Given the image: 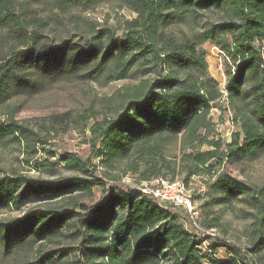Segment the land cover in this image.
Returning <instances> with one entry per match:
<instances>
[{"label":"trees","instance_id":"16d2710c","mask_svg":"<svg viewBox=\"0 0 264 264\" xmlns=\"http://www.w3.org/2000/svg\"><path fill=\"white\" fill-rule=\"evenodd\" d=\"M101 1L106 0H66V6L87 8ZM122 1L135 17L125 22L121 39L108 37L103 44L109 31H93V37L83 45L65 41L61 48H14L9 58L0 57V105L16 92L33 88L36 79L31 75L35 74L50 75L68 69L77 75L81 66L93 65L89 74L93 80L110 59L116 61L118 79L127 78L128 71L138 64L165 71L159 79L140 80L127 94L121 112L89 128L93 137L89 159L83 161L72 153L59 155L60 164L80 176L56 181L0 179V212L17 209L31 198L61 203L0 222V243L10 246L28 238L42 243L71 238L79 242V247L67 249L77 257L75 264H264V185L257 188L220 173L207 186L206 208L242 204L253 211L244 249L220 237L201 239L193 227L189 228L190 222L181 209L159 207L152 197L139 191L112 189L98 205L81 204V197L92 196L94 189L106 185L101 178L82 176L91 172L87 166L92 160L97 159L102 169L111 171L136 156L137 162L129 167L133 173L143 169L140 179L145 182L175 168L164 160L160 144L152 145L163 138L183 136L187 145L210 147L206 153L196 151L183 156L185 167L180 173L187 178L212 175L213 167L208 166L211 161L238 164L264 153V0ZM62 2L58 0L60 6ZM25 13L14 0H0V31L7 29L8 33L2 39L11 35L18 49L28 39L38 37V33L29 36L28 27H42L36 18L24 19ZM208 13H216L218 19L205 21L196 35L177 40L164 33L167 26ZM205 43L218 47L229 58L225 62V100L238 127L229 144L207 140L208 115L223 95L207 73L200 52ZM0 133L10 135L18 144L25 140L27 147L41 142L30 128L12 118L0 124ZM107 176L108 181L114 180ZM214 226L208 223L204 229ZM61 255L52 258L39 251L32 264H57Z\"/></svg>","mask_w":264,"mask_h":264},{"label":"rangeland","instance_id":"374dc122","mask_svg":"<svg viewBox=\"0 0 264 264\" xmlns=\"http://www.w3.org/2000/svg\"><path fill=\"white\" fill-rule=\"evenodd\" d=\"M17 8L25 10L24 19L36 18L41 28L28 27L29 36L38 33L34 40H27L25 46L19 49L16 40L8 34L7 29L0 31V57L9 58L12 49L29 50L39 46L61 48L65 41L72 44L83 45L93 37V31H109L102 39L105 44L107 38L112 40L121 39L124 33L126 21L134 19L131 13L124 7L122 0H106L94 5L84 7L66 6V0L62 6L58 0H14ZM218 19L216 13L202 14L196 20L188 19L182 24L170 25L164 29V33L177 40L183 36L196 35L200 32L205 21ZM213 44L205 43L200 47L203 54L208 75L214 79L220 87L226 83V67L223 60L215 56L212 50ZM0 67H3L1 62ZM93 65L81 66L79 73L74 75L72 71L64 69L50 75H31L35 81L33 88H26L16 92L6 102L0 105V124H6L12 118L14 122L24 124L36 135L40 143H30L27 147L25 140L20 144L10 135L0 133V179L12 178L18 180H63L70 176H80L71 169H66L58 160L59 155L72 153L82 158L83 161L92 156V135L89 128L104 117L110 119L117 112H121L127 94L137 86L142 79L152 81L165 75V71L152 68V65L138 64L128 71V77L118 79L119 72L116 61L109 60L106 68L93 80L89 77ZM146 71V74H142ZM231 71L233 69L231 68ZM32 86V85H31ZM91 117V118H89ZM210 124L209 135L202 133L208 141L220 140L223 144H229L232 135L238 130L233 121V113L225 98L218 101L217 105L208 115ZM21 140V139H20ZM160 144L164 160L170 164L172 170L165 172L160 178L171 181L174 178L187 182L188 188L193 194L194 206L200 213L198 229H192L196 234L202 233L204 226L213 223L216 230V238L220 237L237 247H247L250 224L253 222L252 210L245 208L242 204H232L228 207L206 208L207 186L212 183L220 173L233 176L238 180L260 188L264 185V153L257 159L244 160L238 164L211 161L208 166L213 167L212 175L187 178L181 172L185 164L183 156L187 153H206L210 150L206 144L194 143L187 145L185 137L178 136L167 140H156L153 146ZM98 148V145L94 148ZM35 151V152H34ZM99 161L92 160L87 166V179L101 178L105 181L104 188L94 189L92 196H83L79 200L87 206L98 205L112 189L121 188L123 191L147 190L148 183L141 180V169L133 173L130 163L137 162L136 156H131L125 162L115 165L111 171L100 167ZM174 169V170H173ZM173 171V173H172ZM108 175V176H107ZM172 175L174 177L172 178ZM107 177L114 180L108 181ZM152 181V180H151ZM201 191L203 194L200 197ZM61 203L34 200L23 202L17 209L0 212V222H9L15 218H21L24 214L38 208L59 206ZM204 225V226H203ZM64 236L68 232L63 233ZM209 237V236H208ZM211 242V241H210ZM70 247H79V242L71 238H58L52 242H36L28 238L20 244L5 246L0 243V264H32L41 255H51L52 258L60 256L57 264H75L73 251ZM220 258L223 252H220Z\"/></svg>","mask_w":264,"mask_h":264},{"label":"built area","instance_id":"2783aa9c","mask_svg":"<svg viewBox=\"0 0 264 264\" xmlns=\"http://www.w3.org/2000/svg\"><path fill=\"white\" fill-rule=\"evenodd\" d=\"M212 50L215 52V56L223 62H229V58L226 57L223 51H221L218 47L212 46ZM234 70V68H232ZM222 88L220 89L223 98L226 96L225 84L222 83L220 85ZM196 178V177H193ZM148 188L147 190H143L142 193L152 197L155 201L156 205L159 207H176L181 209L189 223V228L198 229L200 213L198 209L194 206V198L193 194H191L188 185L182 181H168L162 178H156L152 181L147 182ZM200 197L203 194L201 191ZM216 230L215 229H204L202 233L198 234L201 239H204L207 236L216 238Z\"/></svg>","mask_w":264,"mask_h":264}]
</instances>
